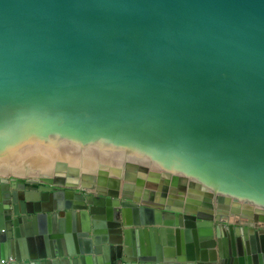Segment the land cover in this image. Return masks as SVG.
<instances>
[{"label":"water","instance_id":"water-1","mask_svg":"<svg viewBox=\"0 0 264 264\" xmlns=\"http://www.w3.org/2000/svg\"><path fill=\"white\" fill-rule=\"evenodd\" d=\"M0 261L264 264V0H0Z\"/></svg>","mask_w":264,"mask_h":264},{"label":"crops","instance_id":"crops-1","mask_svg":"<svg viewBox=\"0 0 264 264\" xmlns=\"http://www.w3.org/2000/svg\"><path fill=\"white\" fill-rule=\"evenodd\" d=\"M17 179H15L14 181H16ZM17 181H19V180H17ZM8 185H9V189H10V191H12V184H11V180L10 179H8ZM15 189L17 190V186L15 187ZM8 262H10V261H8Z\"/></svg>","mask_w":264,"mask_h":264},{"label":"flooded vegetation","instance_id":"flooded-vegetation-1","mask_svg":"<svg viewBox=\"0 0 264 264\" xmlns=\"http://www.w3.org/2000/svg\"><path fill=\"white\" fill-rule=\"evenodd\" d=\"M11 183H12V182H11ZM14 183H15V185H16V186H17V184H18V183H20V184H22V183H23V184H24V182L17 181V180H16V181H14Z\"/></svg>","mask_w":264,"mask_h":264},{"label":"rangeland","instance_id":"rangeland-1","mask_svg":"<svg viewBox=\"0 0 264 264\" xmlns=\"http://www.w3.org/2000/svg\"><path fill=\"white\" fill-rule=\"evenodd\" d=\"M17 180H19L21 182H25L23 178H17Z\"/></svg>","mask_w":264,"mask_h":264},{"label":"built area","instance_id":"built-area-1","mask_svg":"<svg viewBox=\"0 0 264 264\" xmlns=\"http://www.w3.org/2000/svg\"><path fill=\"white\" fill-rule=\"evenodd\" d=\"M0 263H3V261H0Z\"/></svg>","mask_w":264,"mask_h":264}]
</instances>
